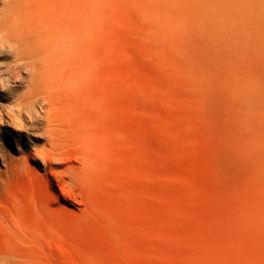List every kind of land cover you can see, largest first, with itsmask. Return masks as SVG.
Returning <instances> with one entry per match:
<instances>
[{"label": "rangeland", "instance_id": "1", "mask_svg": "<svg viewBox=\"0 0 264 264\" xmlns=\"http://www.w3.org/2000/svg\"><path fill=\"white\" fill-rule=\"evenodd\" d=\"M0 264H264V0H0Z\"/></svg>", "mask_w": 264, "mask_h": 264}]
</instances>
